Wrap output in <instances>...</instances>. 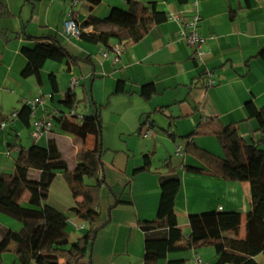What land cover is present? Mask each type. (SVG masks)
<instances>
[{
	"label": "crops",
	"instance_id": "crops-1",
	"mask_svg": "<svg viewBox=\"0 0 264 264\" xmlns=\"http://www.w3.org/2000/svg\"><path fill=\"white\" fill-rule=\"evenodd\" d=\"M73 1H76L74 18L80 25L91 16L106 18L113 8H131L129 0H103L93 9L81 0H0V153L12 161L9 174L16 170V144L27 148L19 131L25 126L13 113L36 97L53 95L50 74L56 75L60 93L54 96L49 110L60 108L70 80L76 78L80 86L74 93L83 102L79 107L84 110L82 114L94 115L98 111L103 125L106 184L101 188L98 223L101 228L90 254L92 264H145V234L139 223L157 217L160 177L168 175L164 166L167 160L172 161L182 180L175 212L179 228L187 237L191 214L235 212L245 221L252 205L251 184L187 172L184 165L207 167L187 153L177 155L176 147L182 145L185 149L191 143L224 157L217 135L228 126L237 128L249 143L261 139L258 124L249 118L246 104L252 101L257 108L264 109V61L257 57L264 49V0H199V33L205 39L202 61L197 60L195 48L179 38L184 22L194 12L190 3L134 0L139 7L157 3L169 19L154 25L140 42L125 47L117 63L103 56V46L87 42L83 35L67 36L64 22ZM140 10L137 9L138 13ZM112 29L105 24H90L83 27V33ZM27 36L57 42L78 61L46 62L41 71L42 84L35 77L24 79L21 72L27 60L21 50L36 44L27 40ZM116 44L112 41L110 46ZM209 74L215 80L213 86L206 84ZM119 81L124 83L122 93L116 92ZM146 84L155 87L150 100L141 95ZM146 120L151 121L153 129L149 139L142 136ZM44 137L45 144L41 146L50 137L56 138L66 167L56 178H65L64 173L72 171L79 162L78 147L70 135L57 128ZM94 145V139L89 137L87 148L92 150ZM147 154L155 155L151 171L135 174ZM1 165L0 162V174L7 173ZM39 177L40 172L36 171L34 178L39 180ZM86 182L94 184L90 180ZM65 194L62 208L50 203V194L46 203L69 217L67 231L74 243L86 233L88 225L69 211L82 202V197L75 198L69 184ZM25 197L28 202L29 193ZM117 200L122 203L114 207ZM3 221H0L2 227L14 230ZM49 233L53 235L41 242V237L46 238ZM59 237L58 232L39 224L37 238L41 247ZM179 245L184 246L185 242ZM256 259L264 264L263 254ZM11 261H17L15 255ZM215 261V249L206 247L171 252L158 264H214Z\"/></svg>",
	"mask_w": 264,
	"mask_h": 264
},
{
	"label": "trees",
	"instance_id": "trees-1",
	"mask_svg": "<svg viewBox=\"0 0 264 264\" xmlns=\"http://www.w3.org/2000/svg\"><path fill=\"white\" fill-rule=\"evenodd\" d=\"M81 1L87 2L93 9L103 0ZM175 1L185 5L192 0ZM129 5L130 10L113 8L104 19L91 16L80 25L84 40L101 45L107 51H111L112 41L125 48L140 42L154 25L169 19L166 12L159 10L157 3L139 7L138 2L129 0ZM138 8H141L139 13ZM90 24H105L113 29L83 33V27ZM26 38L34 40L36 44L33 47L24 46L21 50L27 60L21 72L24 79L35 77L38 84H42L41 71L46 62L70 64L78 61L57 42L31 36ZM257 57L264 61V49ZM49 82L54 97L60 93L55 74H50ZM123 91L124 83L119 81L116 92ZM154 94L153 84H146L142 88L141 95L145 100H150ZM82 103L77 100L74 92H66L60 100V108L64 114L57 118L55 128L70 135L78 147L79 162L72 171L64 175L72 195L83 199L69 211L87 224L88 230L72 243L67 231L69 217L46 203L54 179L58 173L65 172L66 168L56 138L50 137L45 146L36 143L25 148L17 143L15 173L0 174V213L19 221L22 228L14 231L0 225V264H4L3 256L8 252L16 256L14 264H92L90 254L101 228L98 223L101 215V188L106 184L103 162L105 150L103 125L98 111L94 115H84L82 123L65 116L69 110H78ZM246 110L249 118L256 120L258 124L260 140L249 143L239 135L237 128L228 126L217 135L224 157L189 143L185 147V153L201 161L207 169L183 166L185 171L191 173L208 174L230 182H249L252 205L245 221L241 214L235 212L208 211L191 214L188 217L190 234L187 237L179 228L175 212L182 180L172 161L167 160L164 166L168 169V175L160 177L157 217L153 221L139 223L145 234V264H158L171 252L206 247H212L216 251L214 264H259L257 256L264 255V109L257 108L250 101L246 104ZM18 118L26 128L31 127V109L28 105L18 112ZM89 137L95 141L92 150L87 148ZM154 156L145 155L143 166L136 169L135 174L150 172ZM36 171L40 172L39 180L34 178ZM86 180L93 181L94 184H88ZM26 193H29L28 205L22 202ZM121 203V200H117L114 207ZM41 223L60 235L43 247L39 245L37 238ZM182 242H185L184 246L179 245Z\"/></svg>",
	"mask_w": 264,
	"mask_h": 264
},
{
	"label": "built area",
	"instance_id": "built-area-1",
	"mask_svg": "<svg viewBox=\"0 0 264 264\" xmlns=\"http://www.w3.org/2000/svg\"><path fill=\"white\" fill-rule=\"evenodd\" d=\"M75 4L76 1H73L71 3V7L67 12V19L64 22L65 33L70 37L81 36L80 24L74 18L73 7ZM190 4L194 8V12L184 22L179 38L185 40L188 45L195 48V55L197 60L202 61L204 52L201 47L204 44L205 39L199 33V0H192ZM123 49V46L117 43L111 48V51H107L105 49L103 51V56L107 59H110L113 63H117L123 52ZM206 84L208 86H213L215 84V80L213 79L212 74H209ZM79 86L80 81L76 78H72L69 82V91L74 92ZM53 101V96H40L36 97L34 100L28 103V106L31 109V137L35 140V142L41 140L44 136L49 135L56 127L57 118L64 114L61 111V108H53L52 110H49V107L52 106ZM65 116L73 119L77 123H82L84 120V114L75 109L67 111ZM13 117L18 118V112L13 113ZM142 136L146 139H149L153 136L151 121H145ZM176 154L179 156H184L186 154L185 149L182 145H177Z\"/></svg>",
	"mask_w": 264,
	"mask_h": 264
},
{
	"label": "rangeland",
	"instance_id": "rangeland-1",
	"mask_svg": "<svg viewBox=\"0 0 264 264\" xmlns=\"http://www.w3.org/2000/svg\"><path fill=\"white\" fill-rule=\"evenodd\" d=\"M57 98L59 99L60 97H57ZM78 111L81 113L84 112L83 108H79ZM57 130H59V129H57ZM19 131H20V134L22 135V139H23L24 144L27 148L31 147L35 143L40 144V145L45 144V137H43L41 140L35 142V140L31 137V131H32L31 127L29 129L26 127L25 128L21 127ZM0 162L2 164L1 166L5 167L4 170H7L5 172H7V173L11 172V171H9V165H11V163H12L11 159L4 158L2 153H0ZM103 162H104V160H103ZM7 165H8V167H7ZM10 170H12V169H10ZM67 185H68V183L63 176H59L56 178V180L54 181V183L52 185V188L50 187L51 189L49 191L51 204H54V205L58 206L59 208H62V205H60V204H63V202L65 201V195H66L65 191H66ZM72 197L73 196H71V199H72ZM22 202H23V204L28 205V202H26L25 196H24ZM1 219L5 220V221H3L4 224L13 228L14 231L20 230V227L22 226V224L19 221L14 220V219H12V218H10V217L2 214V213H0V221H1ZM74 223L75 222L72 221V223L70 224V229L72 232L74 231V228H75ZM52 235L53 234L49 233L46 238L42 239V237H41L40 241L46 242L48 240V238H50ZM11 253L12 252H8L7 254H5L6 259L4 261V264H14L11 261L12 256L14 254L13 253L11 254Z\"/></svg>",
	"mask_w": 264,
	"mask_h": 264
}]
</instances>
